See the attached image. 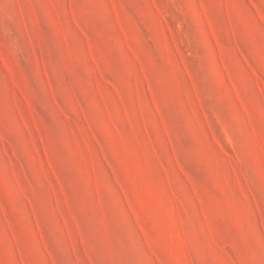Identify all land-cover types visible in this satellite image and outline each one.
Wrapping results in <instances>:
<instances>
[{
  "label": "rangeland",
  "instance_id": "obj_1",
  "mask_svg": "<svg viewBox=\"0 0 264 264\" xmlns=\"http://www.w3.org/2000/svg\"><path fill=\"white\" fill-rule=\"evenodd\" d=\"M0 264H264V0H0Z\"/></svg>",
  "mask_w": 264,
  "mask_h": 264
}]
</instances>
